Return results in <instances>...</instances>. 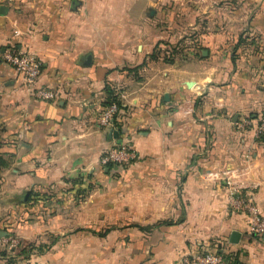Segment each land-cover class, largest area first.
Wrapping results in <instances>:
<instances>
[{"label":"crops","instance_id":"1","mask_svg":"<svg viewBox=\"0 0 264 264\" xmlns=\"http://www.w3.org/2000/svg\"><path fill=\"white\" fill-rule=\"evenodd\" d=\"M1 6L0 209L9 217L26 190L28 201L39 193L52 195L40 204L61 206L38 228L60 240L28 263L182 264L204 246L235 253L236 264H264V242L230 204L227 184L202 177L230 170L264 216V131L255 134L264 117V0ZM158 42L183 49L170 57ZM6 48L33 53L34 85L58 96L30 94L4 61ZM110 90L121 108L100 127ZM244 117L250 124L240 128ZM119 144L138 158L101 168V154ZM69 179H80L84 194Z\"/></svg>","mask_w":264,"mask_h":264},{"label":"built area","instance_id":"2","mask_svg":"<svg viewBox=\"0 0 264 264\" xmlns=\"http://www.w3.org/2000/svg\"><path fill=\"white\" fill-rule=\"evenodd\" d=\"M4 61L12 66L21 76L24 88L33 96L42 100H52L58 96V91L46 87H36L34 84L41 70L40 60L31 52L17 51L12 48H6L2 52ZM119 110L118 105L112 102L104 107L96 118L100 127H109L112 123L114 114ZM250 118L244 117L239 122V127L243 128L250 124ZM264 131V117L259 120L255 134L259 135ZM138 155L135 150L127 144H119L105 150L100 158L99 165L102 167L108 164L126 165L136 160ZM206 180L223 181L227 184L228 198L230 204L248 216L250 231L264 242V216L261 214L258 206L254 203L251 195L244 193V185L232 182V174L228 169L209 170L202 174ZM18 239L12 237L9 233L0 237V263L19 264L16 262L6 263L2 251H11L16 248ZM235 253L220 252L217 250H208L204 246L193 248L181 258L182 264H236ZM36 264V263H27Z\"/></svg>","mask_w":264,"mask_h":264},{"label":"rangeland","instance_id":"3","mask_svg":"<svg viewBox=\"0 0 264 264\" xmlns=\"http://www.w3.org/2000/svg\"><path fill=\"white\" fill-rule=\"evenodd\" d=\"M170 45L172 47V43ZM176 45H178L177 50L180 53L183 46L182 44ZM30 201L28 199L21 201L20 197H16L13 212L9 214V217H7L8 213L6 214L4 209H0V228L18 239L16 248L11 251H6V249L2 251L3 255L7 256L5 257L6 263L27 264L29 253L35 254L40 250L50 249L53 244H57V241L60 240V237L44 236L38 228H40L42 220L46 218L48 210L59 209L61 206L43 205L35 200Z\"/></svg>","mask_w":264,"mask_h":264},{"label":"trees","instance_id":"4","mask_svg":"<svg viewBox=\"0 0 264 264\" xmlns=\"http://www.w3.org/2000/svg\"><path fill=\"white\" fill-rule=\"evenodd\" d=\"M161 44V45H160ZM159 46H162L164 48V50L169 54V56L171 57L172 55H174L175 53H178L179 51H177V49L173 47H170L171 45L167 42H158L156 44V47H159ZM177 46V45H176ZM158 51H153L152 52V57H156V53ZM166 61H171V59L169 58H166ZM108 96L106 97V101H105V104H110L112 102H115L117 105H118V108H121V105H120V102L116 99V96L114 95V93L112 92V90L108 91ZM113 164H108L107 167L110 169V168H113ZM69 181V183L72 185V188L71 189H74L75 190V193L76 195H82L84 194V192L86 191V187H83L82 186V182L80 179H73V180H67ZM52 195H40L39 193H36V195L34 194V199L38 201V199L40 200H46L48 199L49 197H51Z\"/></svg>","mask_w":264,"mask_h":264},{"label":"water","instance_id":"5","mask_svg":"<svg viewBox=\"0 0 264 264\" xmlns=\"http://www.w3.org/2000/svg\"><path fill=\"white\" fill-rule=\"evenodd\" d=\"M4 8V6H1L0 9L2 10ZM90 62V55L87 54L84 58V60L82 61L83 64H88ZM166 97V95H165ZM116 134V132H114V135ZM107 170V168H106ZM30 194V190H26L23 194V198L24 200H27L28 199V196ZM8 235V232L1 229L0 228V237H3V236H6ZM239 237H240V233L238 231H232L231 234H230V242L232 243H236L238 240H239Z\"/></svg>","mask_w":264,"mask_h":264},{"label":"flooded vegetation","instance_id":"6","mask_svg":"<svg viewBox=\"0 0 264 264\" xmlns=\"http://www.w3.org/2000/svg\"><path fill=\"white\" fill-rule=\"evenodd\" d=\"M22 199L24 200L23 196H22Z\"/></svg>","mask_w":264,"mask_h":264}]
</instances>
